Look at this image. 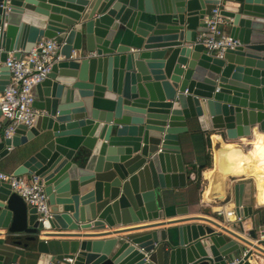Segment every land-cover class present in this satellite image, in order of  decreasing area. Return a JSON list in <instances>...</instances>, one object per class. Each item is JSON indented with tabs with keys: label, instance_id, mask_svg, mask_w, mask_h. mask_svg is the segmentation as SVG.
Returning <instances> with one entry per match:
<instances>
[{
	"label": "water",
	"instance_id": "1",
	"mask_svg": "<svg viewBox=\"0 0 264 264\" xmlns=\"http://www.w3.org/2000/svg\"><path fill=\"white\" fill-rule=\"evenodd\" d=\"M215 8L239 42L220 57L195 41ZM47 39L64 58L35 86L32 125L0 131V159L30 150L11 172L39 174L51 217L39 221L0 180L1 244L33 250L28 264H230L242 254L226 235L244 238L205 217L165 221L163 203L190 177L180 135L191 120L226 140L264 132V0H0V92L7 57ZM243 188L233 185L242 218L252 214ZM260 235L263 245V224Z\"/></svg>",
	"mask_w": 264,
	"mask_h": 264
},
{
	"label": "crops",
	"instance_id": "2",
	"mask_svg": "<svg viewBox=\"0 0 264 264\" xmlns=\"http://www.w3.org/2000/svg\"><path fill=\"white\" fill-rule=\"evenodd\" d=\"M224 29L228 33L226 26ZM0 122L3 124L7 122L2 114L0 115ZM188 125L189 130L180 135V146L186 165V172L190 177L187 180L185 187L165 190V200L163 205L169 206L172 209L168 216H164V220L168 221L174 218L195 216L208 218L212 222L228 228L231 232L246 240V243H243L232 236L226 235L228 238H233L236 242L242 244L245 249H249L253 252V258L251 262H248L249 264H264V244H258V238L260 237V229L258 228V225H264V179L263 181L258 182L254 174H242V172H237L242 164L238 166L234 165L236 164V162H233L235 154L228 147V145H235L244 148L249 144L250 139L243 138L238 140H226L220 130L202 131L199 128L196 119L191 120ZM0 131L3 133L2 129H0ZM206 134L210 141L212 161L209 168H205L201 171L200 180L197 181L195 179V174L190 172L189 162L193 160V155L202 148L203 139ZM262 138L264 139V132L257 131L254 132L252 137V139L257 140L258 142H262ZM11 150L12 151L9 155L0 159L1 171L11 172L12 168L19 163L21 155H27L30 151L27 150L25 146L14 147ZM231 152L233 153L232 155ZM238 182L244 183L242 203L245 206H251L252 214L234 220L232 219L233 215L228 217L227 212L234 211L233 185ZM178 206H186V214H176L173 211V208ZM219 207H221L223 211L221 214H218L217 212ZM190 222L210 224L217 231L220 230L219 227L214 226V223H208L204 220ZM178 224L181 223H175V225ZM128 226L132 227L130 225ZM118 227L123 226L119 225ZM107 229L108 228L106 227L99 230L88 229L87 231L89 233L105 232L104 230ZM250 230H255L256 238L253 239L250 237L248 234ZM106 237H109V235L101 238ZM2 238L3 230L0 229V253L6 255L4 264H7L6 262H19L22 264H28L31 262L33 259L32 254H34L33 250L29 249L28 251H24L20 246H14V248L12 247V249L8 250L1 244ZM88 238L92 239L100 237ZM23 242L25 241L23 240Z\"/></svg>",
	"mask_w": 264,
	"mask_h": 264
},
{
	"label": "built area",
	"instance_id": "3",
	"mask_svg": "<svg viewBox=\"0 0 264 264\" xmlns=\"http://www.w3.org/2000/svg\"><path fill=\"white\" fill-rule=\"evenodd\" d=\"M206 31H201L196 35L195 41L201 43L208 51L215 50L217 56H222L226 48H233L239 44L237 39H233L225 31L228 19L220 14L215 8L210 17L205 19ZM61 43L57 39L40 40L25 55L17 59L9 55L4 65L9 68L10 80L3 91L0 92V112L7 120L5 124L0 122V129L4 137H11L18 124L31 126L39 110L34 107L35 86L41 82L50 72L52 64L62 60L64 56L60 53ZM75 55L73 51L70 58ZM0 180L8 182L11 189L18 193L27 205L35 207L39 221L47 220L51 217L50 206L44 185L38 173L15 176L12 172L0 170ZM218 214L223 211L221 207ZM228 217L233 215L234 220L240 219L235 212L228 211ZM261 225H258L260 229ZM263 238L262 235H259ZM249 249H245L230 264H236L240 260L251 262L253 252L244 259ZM10 264H21L11 262Z\"/></svg>",
	"mask_w": 264,
	"mask_h": 264
},
{
	"label": "bare ground",
	"instance_id": "4",
	"mask_svg": "<svg viewBox=\"0 0 264 264\" xmlns=\"http://www.w3.org/2000/svg\"><path fill=\"white\" fill-rule=\"evenodd\" d=\"M228 147L235 154L234 160L236 161L233 160V162H236V164L234 165H243V168L237 172H242V174H254L258 182L263 181L264 142H258L257 140L252 139L244 148H240L235 145H228ZM232 152L231 155L233 154Z\"/></svg>",
	"mask_w": 264,
	"mask_h": 264
},
{
	"label": "trees",
	"instance_id": "5",
	"mask_svg": "<svg viewBox=\"0 0 264 264\" xmlns=\"http://www.w3.org/2000/svg\"><path fill=\"white\" fill-rule=\"evenodd\" d=\"M193 160L189 162L190 172L195 174V179L200 180L201 171L211 166L210 141L208 135L204 136L202 148L193 155Z\"/></svg>",
	"mask_w": 264,
	"mask_h": 264
},
{
	"label": "rangeland",
	"instance_id": "6",
	"mask_svg": "<svg viewBox=\"0 0 264 264\" xmlns=\"http://www.w3.org/2000/svg\"><path fill=\"white\" fill-rule=\"evenodd\" d=\"M252 137H253V135L251 137H249L250 141H251ZM262 142H264V139L263 138H262ZM242 168H243V165H241V167H240L239 170H241Z\"/></svg>",
	"mask_w": 264,
	"mask_h": 264
}]
</instances>
